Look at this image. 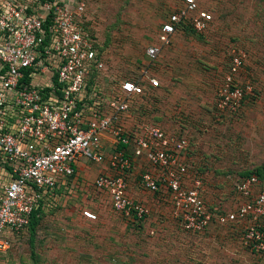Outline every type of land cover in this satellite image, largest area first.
<instances>
[{
  "label": "built area",
  "instance_id": "2783aa9c",
  "mask_svg": "<svg viewBox=\"0 0 264 264\" xmlns=\"http://www.w3.org/2000/svg\"><path fill=\"white\" fill-rule=\"evenodd\" d=\"M203 1L181 0L160 25L159 42L147 46L149 64L178 30L210 28L214 15ZM90 20L85 0H0V256L26 232L36 209L68 195L78 161L87 158L108 170L94 184L109 193L115 210L144 221L151 210L130 195L131 184L154 192L166 187L181 228L202 232L214 222H246L240 241L264 264V178L241 177L234 189L243 200L228 211L210 208L203 179L186 160L190 136L133 112L149 104L147 90L165 87L163 79L146 67L105 83L104 50ZM229 55L216 106L234 114L255 87L240 76L247 52L234 44ZM141 157L156 169L137 173ZM83 214L97 218L90 209Z\"/></svg>",
  "mask_w": 264,
  "mask_h": 264
},
{
  "label": "rangeland",
  "instance_id": "374dc122",
  "mask_svg": "<svg viewBox=\"0 0 264 264\" xmlns=\"http://www.w3.org/2000/svg\"><path fill=\"white\" fill-rule=\"evenodd\" d=\"M85 2L87 15L91 18L89 28L104 50L105 83H111L114 76L135 77L142 69L151 67L158 76L166 79L167 87H173L178 93H196L191 115L176 114L182 113L179 110L175 113L177 116L172 115L166 124L175 131L187 133L192 140L190 150L197 151L203 160H212L211 163L199 160L201 165L189 163L191 171L202 173L206 178L204 169L213 165L216 159L218 177L222 178L214 181L221 183L225 179L224 184L229 189L222 193L219 190L204 193V179L202 195L208 206L217 207L222 212L233 209L238 201L234 189L236 181L257 169L264 173V0H204L202 7L214 15L210 28L204 32L183 29L179 49L176 50L177 40L174 39L169 47H164L161 58L158 57L154 64H149L146 48L159 42L160 25L181 0ZM234 44L248 54L240 76L245 83H252L255 91L239 113L232 116L221 113L216 108V100L229 70L230 45ZM146 93L153 95L145 97L148 105L137 104L134 108L138 118L145 114L151 118L152 114L162 112L164 101L158 91L147 90ZM194 135L199 138L198 142ZM80 161L100 169L103 166L87 158ZM66 189L68 195L58 197L55 205L44 211L36 232L17 239L0 257V264L261 263L260 258L240 241L246 222H241L236 236L227 230L231 223L214 222L203 233L184 231L179 226L183 230L181 233L186 235L184 238H191V244L187 243L188 240L175 239L176 235L170 233L166 222L160 226L146 222L140 230L132 233L129 229L125 232L119 223L114 228L111 227L113 224L98 218L82 226L75 216L84 209L91 210L101 197L86 189L77 191L73 182ZM143 229L148 230L146 236L142 235ZM156 236L158 238H151ZM143 237L145 240L141 242Z\"/></svg>",
  "mask_w": 264,
  "mask_h": 264
},
{
  "label": "crops",
  "instance_id": "0c3cea01",
  "mask_svg": "<svg viewBox=\"0 0 264 264\" xmlns=\"http://www.w3.org/2000/svg\"><path fill=\"white\" fill-rule=\"evenodd\" d=\"M183 33L184 32H181L176 38L177 40L176 50L179 49L178 46L180 44L181 38H183ZM163 81L166 84V79H164ZM176 92L177 91L173 87H167V84L162 90L158 91V93L162 96L161 98H163L164 103L162 106L161 113H158V115L152 114L154 119H159V121H162L161 123L166 124V122H168V119L171 118L172 115L174 116H177L176 114L179 115L182 114L183 116L191 115L190 108L194 106L193 100L196 93H178V92L176 93ZM166 99H169L168 102L169 101L170 102L168 103ZM179 110L182 113L179 112L176 113ZM167 125L169 126L168 123ZM195 137H196V141L198 142L199 138L197 136ZM200 143H202V141H200ZM207 147H208V143H207ZM204 157H206V155H204ZM186 160L188 163L192 165H201L199 164L201 163V161L199 160H203V156L201 158V155L198 154L197 151L193 152L192 150H190L186 156ZM205 161L206 162L209 161L210 163L212 162V160L210 159L209 160L204 159L202 162ZM155 169L156 167L152 166L146 158L141 157L138 159L137 168H136L137 173L143 170H155ZM98 171L108 172V170L103 169L102 167L100 169L85 161L83 162L78 161V173L72 179L73 184H75V186L77 187V191L81 189L84 190L86 189L89 193L93 192L99 194V196L101 197V199L96 201V203L93 205L91 211L97 215V218L99 220L107 222L108 224H113L111 227L114 226L117 227L115 224L119 223L122 225L123 229H125V232L128 229L129 231H131V233L140 230L141 227H138L139 225L137 224L138 221L136 219L128 217L124 213L117 211L112 207L111 198L108 192L95 187L94 181L97 175L99 174ZM204 172L206 173V178L205 175H203L205 179L204 193L210 194V191L212 190L214 191L219 190V193L226 192V190L228 191L229 189L228 185L224 184L225 179L221 183L220 181H214L216 178H222V177H218L219 169L218 166L216 165V159L213 160V165L209 164L208 167L204 169ZM129 193L134 199L142 200L150 208L151 217L148 219V225L150 224L154 226H160V225H164L166 222V224H168L167 229L170 231V233L176 235L175 239H177L178 241L188 240L187 243L191 244L192 242L190 241L191 238L190 237L184 238L186 235H183L181 233L182 229L179 227V224L175 223L172 219V214H171L172 206H171V202L169 201V193L166 187H163L160 192H154V191L142 189L139 187L138 183L134 182L131 184ZM236 195H237L236 199H238L237 202H241L243 200V197L238 193H236ZM75 217H76L75 219L78 218V220H80L82 226H87L90 224L89 223L90 219L86 218L83 215L82 211L81 214L77 213ZM230 223L232 226H230L229 229L227 230L231 235L236 236L237 231L240 232L239 228L241 227V222L236 221ZM145 232L148 233V230L146 231L145 229H143V234H142L143 236L147 235ZM151 238H158V237L156 236ZM144 240H145L144 237L140 239L141 242H144Z\"/></svg>",
  "mask_w": 264,
  "mask_h": 264
},
{
  "label": "trees",
  "instance_id": "16d2710c",
  "mask_svg": "<svg viewBox=\"0 0 264 264\" xmlns=\"http://www.w3.org/2000/svg\"><path fill=\"white\" fill-rule=\"evenodd\" d=\"M170 14V13H169ZM169 16V15H168ZM168 18V17H167ZM185 28H190V27H185ZM185 28H183L184 30H185ZM183 29H180V30H178L177 32H176V34H175V36L173 37V39H172V42H174V39H176V37L183 31ZM159 30H160V28H159ZM158 33H159V31H158ZM171 42V43H172ZM171 45V44H170ZM169 45V46H170ZM168 46V47H169ZM162 54V53H161ZM161 56L162 55H160L159 57L161 58ZM165 86H166V84H165ZM159 90H162V89H158V90H154L153 92H155V91H159ZM152 92V91H151ZM251 94H253V93H251ZM251 96H253V95H250V94H248L247 95V97H246V100H247V98L248 97H251ZM246 100H245V102H246ZM244 102V103H245ZM147 105H148V103H147ZM216 108H217V106H216ZM240 111V110H239ZM239 111L237 112V113H239ZM147 113V112H146ZM237 113H234V114H230V115H235V114H237ZM223 114H226V113H223ZM146 115V114H145ZM148 117V116H147ZM148 118H150V117H148ZM154 121H158V122H161V121H159L158 119H154V117H151ZM164 124V123H163ZM167 125V124H166ZM179 131H181V130H179ZM191 142H192V140H191ZM191 148H192V146H191ZM190 148V149H191ZM254 173H257L259 176H260V178L261 179H263L264 178V173L263 172H261V170L260 169H257L256 171H252V172H249V173H247V174H245V175H243V177H245V176H248V175H251V174H254ZM199 175L202 177V179L204 180V177H203V174L202 173H199ZM44 209H43V207H39L38 209H36L33 213H32V215H31V218H30V224H29V226H28V228H27V230H26V232L25 233H23V234H21L19 237H15L13 240H12V246L14 245V243L16 242V240L17 239H19V238H21V236H24L26 233H34V232H36V226L38 225V223L40 222V220H41V216L43 215V213H44ZM84 215V214H83ZM85 216V215H84ZM86 217V216H85ZM150 217H151V215H150ZM149 217V218H150ZM87 218V217H86ZM149 218H147L146 220H144V221H140V222H138L137 224L139 225L138 227H140V226H142V225H145L146 224V222H148V219ZM89 219V218H88ZM90 220H94V219H90ZM216 223V222H215ZM230 223V222H229ZM228 224V223H227ZM210 227V226H209ZM208 227V228H209ZM207 228V229H208ZM206 229V230H207ZM206 230H204V231H202V232H191V233H203V232H205ZM184 231H186V230H184ZM11 246V247H12ZM11 249V248H10ZM9 249V250H10ZM8 250V251H9ZM7 253V252H6ZM5 254V253H4ZM4 254H2V255H4ZM1 255V256H2ZM0 256V257H1Z\"/></svg>",
  "mask_w": 264,
  "mask_h": 264
}]
</instances>
